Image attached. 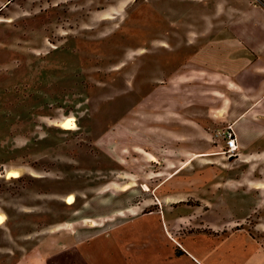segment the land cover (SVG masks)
<instances>
[{
	"label": "rangeland",
	"instance_id": "374dc122",
	"mask_svg": "<svg viewBox=\"0 0 264 264\" xmlns=\"http://www.w3.org/2000/svg\"><path fill=\"white\" fill-rule=\"evenodd\" d=\"M213 1L0 0V264L139 212L167 220V255L242 229L264 242L261 127L224 153L246 105L167 78L195 48L170 51L173 23L188 32Z\"/></svg>",
	"mask_w": 264,
	"mask_h": 264
},
{
	"label": "crops",
	"instance_id": "0c3cea01",
	"mask_svg": "<svg viewBox=\"0 0 264 264\" xmlns=\"http://www.w3.org/2000/svg\"><path fill=\"white\" fill-rule=\"evenodd\" d=\"M199 5L205 15L190 19L188 32L176 33L173 23L171 44L167 36L172 52L180 44L195 47L182 68L168 73V82L224 89L232 104L246 105L244 110L233 107L230 119L238 149L250 152L253 148L241 138L245 129L259 125L260 137L264 136V116L257 115L264 112V5L254 0ZM158 215L157 211L139 212L117 225V232L110 227L95 235L93 229H78L87 232L86 239L56 241L59 245L53 251L41 247L37 254L25 256V264H264V242L245 229L206 246L194 239L190 249L180 245V252L170 248L167 255L163 248L171 244V231L167 220Z\"/></svg>",
	"mask_w": 264,
	"mask_h": 264
},
{
	"label": "built area",
	"instance_id": "2783aa9c",
	"mask_svg": "<svg viewBox=\"0 0 264 264\" xmlns=\"http://www.w3.org/2000/svg\"><path fill=\"white\" fill-rule=\"evenodd\" d=\"M258 1L260 3L264 2V0H254ZM228 129H231L228 127L225 131H222V136L224 137V153H227L228 155H232L236 152L237 150V143H236V138L233 133V131H228Z\"/></svg>",
	"mask_w": 264,
	"mask_h": 264
},
{
	"label": "bare ground",
	"instance_id": "6f19581e",
	"mask_svg": "<svg viewBox=\"0 0 264 264\" xmlns=\"http://www.w3.org/2000/svg\"><path fill=\"white\" fill-rule=\"evenodd\" d=\"M71 124H72V120L70 118H65L62 121L61 126L64 128H69ZM10 174H15V175H10ZM6 175L8 178L17 177L19 175V172L17 170H9L7 171ZM65 202L67 204H71L73 202V195L72 194L67 195L65 198ZM4 219L5 218H3V216L0 214V223H2Z\"/></svg>",
	"mask_w": 264,
	"mask_h": 264
},
{
	"label": "snow or ice",
	"instance_id": "6c2138e0",
	"mask_svg": "<svg viewBox=\"0 0 264 264\" xmlns=\"http://www.w3.org/2000/svg\"><path fill=\"white\" fill-rule=\"evenodd\" d=\"M10 175H15V174H10Z\"/></svg>",
	"mask_w": 264,
	"mask_h": 264
},
{
	"label": "trees",
	"instance_id": "16d2710c",
	"mask_svg": "<svg viewBox=\"0 0 264 264\" xmlns=\"http://www.w3.org/2000/svg\"><path fill=\"white\" fill-rule=\"evenodd\" d=\"M262 4L264 5V2H262Z\"/></svg>",
	"mask_w": 264,
	"mask_h": 264
}]
</instances>
